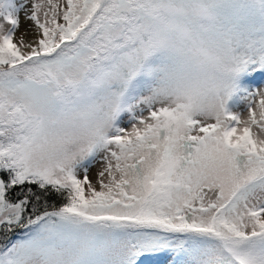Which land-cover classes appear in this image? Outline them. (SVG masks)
I'll return each mask as SVG.
<instances>
[{"label": "snow or ice", "instance_id": "1", "mask_svg": "<svg viewBox=\"0 0 264 264\" xmlns=\"http://www.w3.org/2000/svg\"><path fill=\"white\" fill-rule=\"evenodd\" d=\"M257 75L264 0H0V264H264Z\"/></svg>", "mask_w": 264, "mask_h": 264}, {"label": "rangeland", "instance_id": "2", "mask_svg": "<svg viewBox=\"0 0 264 264\" xmlns=\"http://www.w3.org/2000/svg\"><path fill=\"white\" fill-rule=\"evenodd\" d=\"M253 86L257 84H264V75H257L255 79L252 81ZM93 174L95 169L92 170ZM166 258H148L143 262V264H165Z\"/></svg>", "mask_w": 264, "mask_h": 264}]
</instances>
